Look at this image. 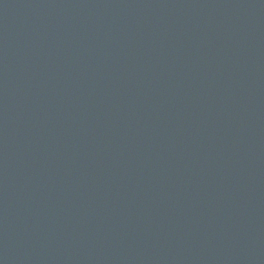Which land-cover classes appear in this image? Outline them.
<instances>
[{
    "label": "water",
    "instance_id": "obj_1",
    "mask_svg": "<svg viewBox=\"0 0 264 264\" xmlns=\"http://www.w3.org/2000/svg\"><path fill=\"white\" fill-rule=\"evenodd\" d=\"M0 264H264V0H0Z\"/></svg>",
    "mask_w": 264,
    "mask_h": 264
}]
</instances>
